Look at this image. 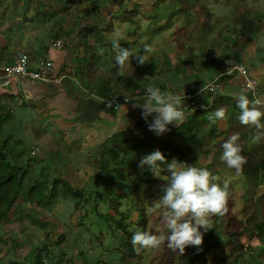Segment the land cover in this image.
<instances>
[{"label": "crops", "instance_id": "1", "mask_svg": "<svg viewBox=\"0 0 264 264\" xmlns=\"http://www.w3.org/2000/svg\"><path fill=\"white\" fill-rule=\"evenodd\" d=\"M194 1L191 5L176 2L177 6L163 7L168 16L161 18L159 0H107L100 12L98 7L95 12H86L80 0L78 6L75 0H0V142L8 140L13 154L22 159H38L43 171L47 169L45 163L64 168L66 173L62 176L59 173L54 179L40 174L41 178H35L38 181L35 182L52 189L61 187L59 181H65L70 187L64 195L58 190L52 204L57 209L64 204L73 208L70 218L77 225L76 236L81 232L78 228L81 209L89 204L83 200L80 210L75 211L76 201L67 192L84 191L91 181L96 194L104 181L112 184V188L116 186L115 190L121 188L124 182L117 175V179L108 175L110 165L115 162L112 159L118 161L124 156L119 168L129 172L125 162L128 160L130 166L139 163L149 150L143 153L146 145L160 151L165 146L162 140L169 137L170 131L162 136L149 131L155 114L145 119L142 107L137 105L144 102L147 94L143 95V91L147 87L181 95L185 90L201 91L216 83L218 93H199L192 101L196 103L193 109L190 110L191 102L184 99L187 119L203 110L206 130L217 128L216 140L220 143L227 139L229 128L242 135L247 133L251 139L245 154L251 155L258 143L253 140L257 129L242 125L238 119L240 111L235 108V94L244 92L250 99L253 95L242 89L240 72L231 71L237 65L244 66L259 83V98L264 99V0H242L247 5L241 9L234 8L238 0ZM121 9L137 16L119 24L124 32L130 25L135 34L131 39L134 46L128 42L121 46L132 49L133 56L144 54L146 45L154 53V56L147 54L143 65L135 57L122 69L116 64L117 50L110 46L109 39L113 38L109 32L115 30L113 21L118 19ZM143 10L147 17L144 21L137 19L143 16ZM256 12L260 15H255ZM236 14L247 19H239ZM154 17L159 20L157 35L150 36L152 30L143 40L140 36L143 25L150 24ZM51 40L62 41L65 46L55 48ZM19 51L30 56L32 68H37L40 62L52 61L54 75L67 77L60 84L12 78L13 88H7L3 68ZM216 94L223 96L218 106H214ZM113 99L127 100L121 111L105 106V100ZM219 108L225 109L226 120L213 122L210 117ZM256 155L264 156V149ZM257 159L249 156L247 162L255 165L259 163ZM199 161L206 165L212 158L209 155ZM134 170L133 180L142 178L143 169L134 165ZM218 170L225 178L233 174L222 167ZM241 179L248 187L247 176L242 174ZM255 186L264 188V179Z\"/></svg>", "mask_w": 264, "mask_h": 264}, {"label": "rangeland", "instance_id": "2", "mask_svg": "<svg viewBox=\"0 0 264 264\" xmlns=\"http://www.w3.org/2000/svg\"><path fill=\"white\" fill-rule=\"evenodd\" d=\"M80 1H82L85 9H87L86 12H89L91 10L95 12L97 7V12H100L101 6H106L107 4V0ZM112 1L114 2L120 0ZM176 2H181L184 5H191L194 4L195 1L159 0L158 6H161L160 11L164 14H161V18L168 16L162 8H171L173 6H177L178 4H176ZM75 3L78 6L79 0H75ZM246 5L247 4H244L242 0H238L234 8L241 9ZM121 10L122 11L117 17L118 19H115L113 21L115 30L109 32V34H111V38L113 39L117 36H119L120 38L122 37L121 45L124 42H126V44L128 42L130 46H134V43L132 42L133 40L131 41V39L135 34L133 33L134 31L130 29V25L127 27L125 32L121 30L122 27L119 25L126 23V21H123L126 20L124 19V17L127 16V14H130V12H128L126 9ZM82 13L84 14V11ZM144 13L145 11L143 10V16H140L137 19H143V21L147 19ZM255 15L259 16L260 12H256ZM136 17L137 16L134 15L133 19ZM158 21L159 20L154 17L152 18V22L150 24L143 23V32L140 34L143 40H145L144 38L147 35L151 34L152 30L153 33L150 36L157 35L156 29H158L159 26ZM123 37H125V39H123ZM113 39H109V41L111 42L110 46H113ZM105 49L106 47L104 48V50ZM149 55L154 56V53H149ZM143 130L144 132H146L145 125L143 126ZM180 132L184 133L187 136H189L191 133V131L187 130L186 127L180 129ZM163 141L167 145L169 151L171 152L173 150L176 154L183 152V150H181V147L185 148L188 145L187 141H184L177 136L164 138ZM207 143L203 142L200 139V142H196V145L191 144L188 149L192 150L193 152L200 151V149H210L209 145H206ZM211 143H213V141ZM126 148L127 146H125L124 150H126ZM118 151L120 155H122L123 151L121 149ZM143 153H145V151ZM190 156L193 157V153H191ZM212 156L213 154L210 155V158H212ZM200 158H204V156L201 155L199 157V160ZM112 160L115 162L110 165V171L108 175H114L117 179L116 170L119 168V163L122 160L125 161V158L124 156H121V159L118 161L115 159ZM45 164L47 169H44L43 171V164L39 163L38 159H21L20 167L22 168V170L30 172L27 174L24 180V184L26 186L29 187L33 183H35V186L38 189L42 187V182H39L38 184L35 181H37L36 179L41 178V176H43V178L52 177L55 179L57 175H59V173L61 176L62 174L66 173L64 168L53 166L52 164ZM128 164L129 163L127 160L124 166L126 165L127 167H129L130 165ZM132 165L138 167L139 163L134 162ZM126 173L128 175L130 174L128 173V171H125V175ZM230 173L233 174L228 175V178L220 175L219 179L222 182H224L225 180L227 184L231 185L233 188L232 191L234 197V205L229 211V214H233L235 217V220L233 219L234 222L232 225L226 227L223 222H218L216 215L212 216L208 224L209 229L205 231L203 228H201V232L204 234V242L201 246H189L185 249L183 255H181L178 250L173 251L172 249H169L167 243L165 246L166 250L164 249V244L161 245L158 249L140 248L139 252L142 257L138 259L133 258L127 264H159L160 258H162V253H164L165 257L162 258L163 261L161 264H188L187 261L189 258H194L193 264H233V260L229 261V252L232 249V245L230 244L231 238L228 233L229 230L233 228V225L235 229H238L240 227L242 228L243 226H247L250 228H248L245 233H241L240 235L237 234V237L240 238V242L245 246V248H243L244 250H242V255L240 256V264L248 263L251 260L256 262H261L262 260V264H264V254H262L263 252L262 250H260L264 248V239H260L258 230H254L251 228V226L254 225L250 224L249 221L244 222L243 216V209L245 207L244 200L249 199L247 197L249 194L247 190L252 189L256 196H261L264 194V188L261 189L258 187H247L245 182L241 181L242 174L239 173L240 175H238L235 172ZM225 174L226 173H224V175ZM162 175L167 176V172H162ZM140 176L142 178H138L136 180L134 179V181H131L130 178L126 176L127 182H124V184H127L125 188L127 197H123L121 200L122 206L120 212L122 216H125L126 222H130L131 227H129V229L131 231H134V225L132 224L137 222L144 207L146 209L148 217L146 232L157 235H159L161 232L165 234L168 229L163 221L164 210L156 209L154 207V203L158 201L159 197L162 195L160 185L163 184L164 181H162L158 177H154L153 175H150L151 178H157L159 181H144L143 177L146 176L144 172ZM107 180L111 179L107 178ZM93 182L94 181L89 182L88 186H86L83 191L85 193V196L90 197L92 206L89 204L88 207L84 206V208L81 209L83 214L80 216L81 225H79L78 228L81 232H79L78 236L75 235L77 225L74 226L72 224L73 220L70 218L73 210L72 207L64 204V206H61V209H57L54 208L55 204L47 205L46 203H44V205L42 204L43 206L40 207L25 203L28 200L27 194L21 196L19 201L24 206L22 221H14L12 223L0 226V264H34L36 255L38 254L40 248L44 246H48V249H50V257L52 258L51 260L48 257L44 258V264H56L55 257L60 256L62 253L66 256L62 264H70L71 262L74 264H98L100 260H103L104 262L106 261L108 264H118L120 256L116 248L119 246L118 238L123 233L120 230L114 233L117 227L115 225L116 222L113 221L111 222V225H109L110 228H107L106 231L105 229H103L108 224L106 221L108 215H111V210L108 208L110 199L112 198H109L105 201L98 198L99 194L102 195L103 192H107L109 190L112 194H115L116 186L111 189L112 184L106 183V181H104L103 184H101L102 186H100L98 194H96L94 193V189L92 188ZM130 182L134 183V185L140 188L139 193H137L136 195L132 194L131 187H133V184H130ZM59 183H61L62 185L61 187L57 188L60 190V192L63 193V195L66 194L65 190L69 189L70 187L65 185V181H59ZM92 194L94 195L92 196ZM263 204H259V207H262ZM255 206L258 207V203L255 202ZM122 216H117L116 219L121 220ZM33 218L38 221V225L31 224V220ZM74 220L77 221L76 219ZM61 224L64 226H62ZM102 230L105 232L104 234L101 233ZM62 235H64V238H62ZM129 235H131V233H129ZM59 240L62 241H60V244L57 245V242ZM66 241H68V243H66ZM260 255L262 256L260 257Z\"/></svg>", "mask_w": 264, "mask_h": 264}, {"label": "clouds", "instance_id": "3", "mask_svg": "<svg viewBox=\"0 0 264 264\" xmlns=\"http://www.w3.org/2000/svg\"><path fill=\"white\" fill-rule=\"evenodd\" d=\"M112 45L117 50L116 64L118 69H122L127 62H131L133 57L138 64H145L147 54L152 51L151 46L146 45L144 54L133 56L132 49L129 50L121 46L119 36L112 40ZM215 85L217 86L216 83ZM204 89L201 88V91L194 93L197 95L203 91L215 93L218 87L215 91ZM146 92L144 102H137V105L142 107V115L145 119L155 114L152 122L148 125L149 131L157 136H162L170 131L169 125L177 127L184 125L187 119L183 106L185 96L165 93L160 88L153 86L147 87ZM234 98L237 101V107L240 109L238 116L240 123L257 129L253 140L259 142L264 137V123L261 122L264 119V99L258 97L250 99L244 92L235 94ZM190 102L191 105L195 103ZM210 119H213V122L226 120L225 109L215 110ZM239 141L240 135L233 133L222 145L221 159L227 163L229 168L235 169L237 173H242L247 159L241 154L242 147ZM145 166L154 177L164 181L160 185L162 195L154 203V207L164 210L163 221L170 234L166 236L162 232L157 235L137 231L131 237L132 245L134 247L139 246L137 251L140 248L158 249L167 241V246L173 251L178 250L181 255L189 246H201L204 242V234L201 232V228L207 231L212 216L224 215L228 211L229 185L227 182L223 186L216 183L218 177L214 176L207 168L188 165L176 158L169 162L159 149L140 160L139 167L144 169ZM162 172H167V176H162Z\"/></svg>", "mask_w": 264, "mask_h": 264}, {"label": "trees", "instance_id": "4", "mask_svg": "<svg viewBox=\"0 0 264 264\" xmlns=\"http://www.w3.org/2000/svg\"><path fill=\"white\" fill-rule=\"evenodd\" d=\"M135 15V13H130L127 14V16H125L126 20H133V16ZM238 15H240L239 19H247L246 16L244 17L243 14H236V17L238 18ZM193 92H195V90H193ZM218 93V92H217ZM147 94L146 91H143V95ZM217 95V96H216ZM215 96V100H214V106H218L220 104V99H222V97L218 94H216ZM196 104V103H194ZM192 104L190 106V110L193 109L195 107V105ZM235 108L237 109V111H240V109L235 106ZM235 108H234V113H235ZM188 112H190L188 110ZM187 112V113H188ZM204 111L202 110H197L192 117L186 119V122L184 123V125H181L179 127L176 128H172L170 129L169 132V137L170 136H177L179 138H181L184 141L188 142V145L184 148L181 147V150H183V152H180L178 154H176L173 150L170 152L167 145L164 143V139L162 140V142L164 143V148L162 149V152L164 153L165 157L168 159V161L170 162L173 158L178 159L181 162L187 163L188 165H193L195 167H199V168H207L214 176L218 177V180L215 181L216 183L220 184L221 186H223V183L220 179L219 176L221 174V172H218V168L222 167L223 169H229L230 171L236 172L235 169L229 168L227 163L225 161H223L221 159V155L223 152L222 149V145L225 141H227L229 139V137L233 134V133H237L236 129L234 128H229L228 132L226 134V140H224L222 143H220L218 140H216V136H217V128H213L212 130H206L205 126H206V122L205 119H203L202 114ZM186 127L187 130L191 131L190 135L187 136L184 133L180 132V129ZM240 135V145L242 147V155H244L246 157V159L250 156L259 158L257 159V162H259L258 164L252 165L250 163H246L243 167V171L240 174L246 175L247 176V180L249 183L248 187H257L255 186L256 183H260L263 181L264 179V156L260 157L258 155H256V153L260 152L262 149H264V140L259 141L256 145L253 146V149L251 151V155L250 152H248V154H245L246 148L248 146L247 142L250 141L251 138L248 139V134L245 133L244 135L238 133ZM167 138V137H166ZM200 139L203 142H208L206 145H209L210 149L207 150H201L200 151H196L193 152L192 150L188 149L189 146L191 144L196 145V142H200ZM213 141V143H211ZM8 140H5L3 142H0V226L12 223L14 221H22V216H23V208L24 206L20 203V198L21 196H23L24 194L28 195V200L27 204H33L36 206H43L44 203L48 204H52V201L57 197L56 193L58 192V188L57 186H54L52 189H48L47 187L43 186L41 188H38L36 186H26L24 184V180L28 174V172L22 170V168L20 167L21 164V159L22 157H20V155L17 154H13V150L11 149V147L8 144ZM203 144V143H202ZM155 146L153 145H146L145 148L143 149V152L146 150H148L147 153H145L143 155L146 156L150 153H152L153 151H155ZM193 153V157L190 156V154ZM213 154L212 156V161L211 163H208L206 165H203L199 162V157L201 155H203L206 159L209 157V155ZM198 158V159H197ZM122 163V162H120ZM119 163V166H121V164ZM254 164V163H253ZM129 175L126 173V176L130 178L131 181L133 180V175L135 174V170H134V165L131 164V166H129ZM109 171V168H108ZM143 172L146 174V176L143 177L144 181H153V182H157L159 181L156 178H151L150 175H152L150 170H147V166H145V168L143 169ZM237 173V172H236ZM116 175L118 176V179L120 181L123 182H127L126 178H122V176L125 175V172L121 170V168H118L116 170ZM163 176V175H162ZM130 184H133L132 188V194L136 195L137 193H139L140 188L137 187L136 185H134V183L130 182ZM229 185V184H228ZM254 185V186H252ZM127 185L122 186L121 188H117L115 190V194H112L109 191L107 192H103V194H99L98 198H100L101 200L105 201L110 199V203H109V208L110 210H112L114 212V214L112 215H108L107 217V225L103 228L106 229L110 228L109 225H111V222H116V227L117 229L114 231L117 232L118 230H120L123 234L119 236V246L116 248V250L118 251V254L120 256L118 264H127L129 263L133 258H141V254L139 251H137V246L134 247L131 243V237L132 235L137 232V231H141V232H146L147 230V223H148V217H147V213H146V209L143 207L142 213L140 215V217L138 218L137 222L133 223L132 225H134V231H131L129 229L130 226V222H126V218L125 216H122L120 209L122 206V198L123 197H127V194L125 193L124 189L126 188ZM70 189V188H69ZM69 189H67L66 191H69ZM112 189V187H111ZM232 186L229 185L228 191H229V197H228V202H227V208L228 211L227 213H225L224 215H216L218 222H223L225 224V226L229 227L230 225L233 224L234 222V215L233 214H229L230 209L233 207L234 205V197H233V191H232ZM72 191V190H71ZM247 192L248 194V200H244L245 202V207L243 209V216H244V222L245 221H249L250 224L254 225L251 226L252 229L254 230H258V235L260 237L261 240L264 239V194L261 196H256L254 194V191L252 189H248ZM70 195L71 198L76 201V205H75V210H80V206L83 204V200L85 201L86 204H90L92 206V203L90 202V197L85 196V193L83 191H72L71 193L67 192V196ZM101 195V196H100ZM255 202L258 203V207L255 206ZM43 204V205H42ZM259 204H263V206L260 208ZM136 212H137V206H136ZM117 216H122L121 220H117ZM262 218V220H261ZM234 219V220H233ZM31 224L34 225H38V221L33 218L31 220ZM228 224V225H227ZM223 226V225H222ZM233 228H231L229 230V236H230V244L232 245V249L230 250V260H233V264H240V256L242 255V250H244L243 248H245L244 244L240 242V238L237 237V234H241V233H245L246 230H248L249 227L247 226H243L242 228H238L235 229L234 225L232 226ZM229 229V228H227ZM250 229V228H249ZM253 232V231H252ZM101 233H105L103 230ZM129 233H131V235H129ZM170 232L169 230H167L165 232V235H169ZM62 238H64V235H62ZM59 240L57 242V245L60 244ZM167 241H165L164 243V249L166 250L165 246H166ZM169 248V247H168ZM170 249V248H169ZM264 249V248H263ZM262 250V254H264V251ZM262 255H260L261 257ZM48 257L50 260L52 259L50 257V249H48V246H44L42 248H40L38 254L35 257V263L34 264H44V258ZM65 255L62 253L60 256H56V263L58 264H62L64 259H65ZM165 255L164 253H162V258H164ZM162 258H160V262L159 264L162 263ZM261 259V258H260ZM194 262V258L191 259L189 258L187 263L188 264H193ZM70 264H74V263H70ZM98 264H108L106 261L104 262L103 260H100ZM242 264H262V260L261 262H256V261H249L248 263H242Z\"/></svg>", "mask_w": 264, "mask_h": 264}, {"label": "built area", "instance_id": "5", "mask_svg": "<svg viewBox=\"0 0 264 264\" xmlns=\"http://www.w3.org/2000/svg\"><path fill=\"white\" fill-rule=\"evenodd\" d=\"M51 44L58 49L63 48L65 46V43H63L62 41L51 40ZM235 70L240 72L244 77L243 83L241 85L242 89L244 91L251 92L253 97L259 98V83L248 75L247 69L244 66H235L231 72ZM54 73L55 64L52 61L40 62L38 67L34 69L32 68L30 56L23 51H19L14 56L12 62L3 68V75L6 79L4 85L7 88L12 89V78H17L18 80L29 79L45 84H60L61 81L67 77L66 75H54ZM216 88L217 86L215 85V83H212L208 86V88H205L204 90L210 89L211 91H215ZM196 95L197 94L194 93L192 90H185L181 94V96H185V99L188 101H193ZM125 102H127V100H105V106L107 108L113 109L116 112H119L122 110Z\"/></svg>", "mask_w": 264, "mask_h": 264}]
</instances>
